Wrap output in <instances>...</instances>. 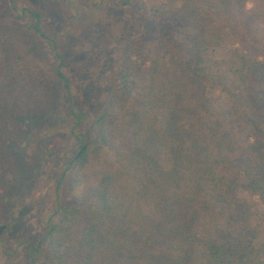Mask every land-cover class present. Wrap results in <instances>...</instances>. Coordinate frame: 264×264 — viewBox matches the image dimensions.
Returning a JSON list of instances; mask_svg holds the SVG:
<instances>
[{"label": "trees", "instance_id": "obj_1", "mask_svg": "<svg viewBox=\"0 0 264 264\" xmlns=\"http://www.w3.org/2000/svg\"><path fill=\"white\" fill-rule=\"evenodd\" d=\"M140 1L163 28L157 42L164 56L150 61V84L129 113L134 144L101 161L113 118L107 112L102 146L82 144L74 158L78 203L60 206L58 222L43 242L26 245L24 258L31 264H264L257 203L239 195L244 190L264 204L258 118L264 89L257 87L264 84V0H117L122 7ZM31 14L46 38L40 15ZM227 32L234 49L219 60ZM141 45L131 40L124 49L114 107H125L135 91L130 55L141 57ZM217 89L227 100L211 94Z\"/></svg>", "mask_w": 264, "mask_h": 264}, {"label": "rangeland", "instance_id": "obj_2", "mask_svg": "<svg viewBox=\"0 0 264 264\" xmlns=\"http://www.w3.org/2000/svg\"><path fill=\"white\" fill-rule=\"evenodd\" d=\"M31 13L40 15L46 38L33 28ZM152 16L146 1L122 7L117 0H0V264H31L24 258L26 245L43 242L61 205L78 203L74 158L82 144L102 146L100 121L107 112L113 118L101 161L134 144L129 113L150 84V61L164 56L157 42L163 28ZM131 40L142 43V56L130 55L135 91L125 107H114ZM233 49L227 32L217 58H229ZM211 94L227 100L221 90ZM263 102L258 118L264 128ZM99 173L96 168L93 177ZM239 195L257 203L260 249L264 204L244 190Z\"/></svg>", "mask_w": 264, "mask_h": 264}, {"label": "water", "instance_id": "obj_3", "mask_svg": "<svg viewBox=\"0 0 264 264\" xmlns=\"http://www.w3.org/2000/svg\"><path fill=\"white\" fill-rule=\"evenodd\" d=\"M4 229H5L4 226L0 228V235L2 234V232H3Z\"/></svg>", "mask_w": 264, "mask_h": 264}]
</instances>
